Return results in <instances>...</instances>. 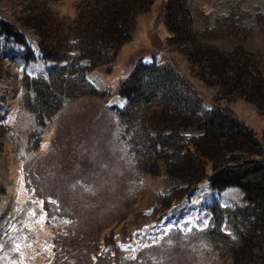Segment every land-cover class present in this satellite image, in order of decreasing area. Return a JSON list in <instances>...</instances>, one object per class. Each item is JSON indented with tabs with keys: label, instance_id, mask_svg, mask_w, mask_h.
Returning a JSON list of instances; mask_svg holds the SVG:
<instances>
[{
	"label": "rangeland",
	"instance_id": "374dc122",
	"mask_svg": "<svg viewBox=\"0 0 264 264\" xmlns=\"http://www.w3.org/2000/svg\"><path fill=\"white\" fill-rule=\"evenodd\" d=\"M78 1L0 0V17L27 41L0 36V264H264L262 230L239 208L248 203L244 191L204 179L190 192L147 139L157 103L135 105L117 92L140 62L171 63L204 108L228 106L262 138L260 105L224 92L190 55L245 49L264 74V0H188L194 36L186 44L172 38L168 0H150L108 67L86 73L96 93L58 89L66 62L45 59L39 47L38 26L59 40L74 35ZM40 76L55 81L54 100L29 91L26 79ZM148 88L145 78L134 93ZM105 101L124 112L106 113Z\"/></svg>",
	"mask_w": 264,
	"mask_h": 264
},
{
	"label": "trees",
	"instance_id": "16d2710c",
	"mask_svg": "<svg viewBox=\"0 0 264 264\" xmlns=\"http://www.w3.org/2000/svg\"><path fill=\"white\" fill-rule=\"evenodd\" d=\"M151 1L79 0L76 16L78 24L73 30L74 35L65 32L61 40L52 38L51 34L46 35L47 28L43 30L38 26L39 47L43 57L66 63L59 67L61 76H58L56 82L52 76L26 79L29 91L51 100L56 93L55 88L50 89L48 84L52 87L55 82L60 90L79 92L81 86L86 85L91 89L89 92L96 93L86 73L95 67H108L122 44L131 37L136 15ZM190 12L188 0L167 1L166 19L174 32L173 40L186 44L194 36ZM44 16L43 20L51 24L48 29L51 32L56 30L57 27L52 25L55 22L52 15ZM4 33L15 36L27 45L21 30L14 23L0 17V36ZM207 48L206 51L198 49L197 54L201 57L199 60L190 55L194 63L198 61L204 74L219 84L224 92L255 101L264 113V74L262 68L255 64L253 55L245 49L221 52ZM34 57L32 53L30 58ZM83 59H87L88 64L83 63ZM104 63L106 66H102ZM64 74L70 77H64ZM73 75L75 78H72ZM145 78L149 88L135 94V87ZM187 80L171 63L140 62L138 70L120 83L117 92L127 96L129 102H136L135 105L139 102L157 103L151 109V112L155 110L152 116H156L155 108L160 114L159 117H152L157 121L156 125L152 124L155 131L153 134L146 131V134L155 151L161 153L170 175L184 179L189 184L186 188L190 192L204 179L219 189L230 185L239 186L248 201L239 207L240 210L246 212L251 227L261 229V235H264V131L262 138H259L255 130L226 105L204 108ZM154 85L155 88L152 87ZM159 89L164 90L161 100L165 102H160V94H156ZM133 106L130 104L127 111L133 109ZM104 108L106 113L113 115L124 112L123 108L118 110L115 104L106 101ZM189 129L198 133L186 135L184 130ZM158 144L161 145L160 150ZM29 186L36 188L31 182ZM47 203L45 199L46 209ZM67 246L66 241L61 244L65 251H68Z\"/></svg>",
	"mask_w": 264,
	"mask_h": 264
},
{
	"label": "snow or ice",
	"instance_id": "6c2138e0",
	"mask_svg": "<svg viewBox=\"0 0 264 264\" xmlns=\"http://www.w3.org/2000/svg\"><path fill=\"white\" fill-rule=\"evenodd\" d=\"M33 215H35V213H33ZM45 217H47V213L46 212L44 213V217H42L41 222L43 221V218H45ZM205 226H206V224H205ZM154 239H159V237H154Z\"/></svg>",
	"mask_w": 264,
	"mask_h": 264
}]
</instances>
